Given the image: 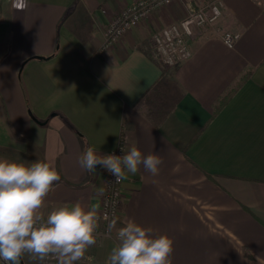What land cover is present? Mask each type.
<instances>
[{"label": "crops", "instance_id": "1", "mask_svg": "<svg viewBox=\"0 0 264 264\" xmlns=\"http://www.w3.org/2000/svg\"><path fill=\"white\" fill-rule=\"evenodd\" d=\"M134 1L2 0L0 158L55 165L46 219L76 202L100 214L107 170L80 167L86 147L160 156L157 175L126 173L111 234L75 264H107L130 220L173 239L172 264H264V0H219L222 16L195 29L173 66L153 34L217 0H175L105 48Z\"/></svg>", "mask_w": 264, "mask_h": 264}, {"label": "clouds", "instance_id": "2", "mask_svg": "<svg viewBox=\"0 0 264 264\" xmlns=\"http://www.w3.org/2000/svg\"><path fill=\"white\" fill-rule=\"evenodd\" d=\"M124 155L97 154L86 147L78 158L80 167L96 173L106 169L120 183L126 173L135 175L139 167L157 175L162 159L158 154L143 155L135 145ZM61 177L47 161H14L0 158V262L20 264L30 254L43 261L49 255L58 264H75L96 244L98 215L96 207L85 209L80 202L62 205L47 216L39 215L45 198L54 191ZM153 229L128 221L117 231L116 244L107 264H172L174 241L167 234L152 235Z\"/></svg>", "mask_w": 264, "mask_h": 264}, {"label": "built area", "instance_id": "3", "mask_svg": "<svg viewBox=\"0 0 264 264\" xmlns=\"http://www.w3.org/2000/svg\"><path fill=\"white\" fill-rule=\"evenodd\" d=\"M175 0H135L117 14L107 26L104 47H110L125 36L136 24L147 20L151 14L172 4ZM221 1H212L202 7L191 8L187 16L173 22L152 37L155 55L167 66H173L189 58V43L195 35V29L214 24L222 16ZM224 43L233 48L239 38L237 33L227 31L223 34ZM119 147L107 154L124 155ZM105 154V155H107ZM123 182H115V177L107 171L106 191L101 200V211L98 215L97 236H109L113 220L119 214L123 199Z\"/></svg>", "mask_w": 264, "mask_h": 264}, {"label": "rangeland", "instance_id": "4", "mask_svg": "<svg viewBox=\"0 0 264 264\" xmlns=\"http://www.w3.org/2000/svg\"><path fill=\"white\" fill-rule=\"evenodd\" d=\"M1 2H0V7H3V2H2V0H0ZM46 220V219H45ZM110 230H112V227H111V229ZM34 259V258H33ZM38 259V258H37ZM30 260V259H29ZM35 260V259H34ZM36 261V260H35ZM38 262H39V264H58V261H57V258L54 256V255H52V256H50V257H46L43 261H40L39 259H38ZM24 263L25 264H36V262H33V261H31L30 260V262L26 259V261L24 260ZM21 264V263H20Z\"/></svg>", "mask_w": 264, "mask_h": 264}, {"label": "water", "instance_id": "5", "mask_svg": "<svg viewBox=\"0 0 264 264\" xmlns=\"http://www.w3.org/2000/svg\"><path fill=\"white\" fill-rule=\"evenodd\" d=\"M21 264H25L24 261H23V258H21Z\"/></svg>", "mask_w": 264, "mask_h": 264}]
</instances>
